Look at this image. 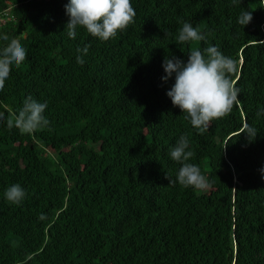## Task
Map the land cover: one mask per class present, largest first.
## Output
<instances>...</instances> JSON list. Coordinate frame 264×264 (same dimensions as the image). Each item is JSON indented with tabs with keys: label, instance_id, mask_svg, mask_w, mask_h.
Returning a JSON list of instances; mask_svg holds the SVG:
<instances>
[{
	"label": "trees",
	"instance_id": "obj_1",
	"mask_svg": "<svg viewBox=\"0 0 264 264\" xmlns=\"http://www.w3.org/2000/svg\"><path fill=\"white\" fill-rule=\"evenodd\" d=\"M67 2L0 0V49L27 52L0 86V264H264V0H132L108 41L69 38ZM184 22L205 40L177 44ZM208 45L237 62L240 103L201 133L166 95L162 62ZM29 96L49 123L8 128ZM183 134L206 189L170 183Z\"/></svg>",
	"mask_w": 264,
	"mask_h": 264
},
{
	"label": "clouds",
	"instance_id": "obj_2",
	"mask_svg": "<svg viewBox=\"0 0 264 264\" xmlns=\"http://www.w3.org/2000/svg\"><path fill=\"white\" fill-rule=\"evenodd\" d=\"M68 21L65 25L67 36L75 39L77 28H84L91 36L101 41L114 38L117 33L133 21L135 10L132 0H68L65 4ZM253 19L252 12L242 10L237 18V24L245 27ZM167 35V34H166ZM7 41V37H0ZM177 44L202 41L205 36L198 28L189 22H184L175 37ZM88 46L77 47L76 63H85L83 56L88 53ZM27 56L26 49L16 40L7 43L0 49V86L9 79L10 73L23 64ZM162 67L166 75L161 79L167 82L174 77V83L167 90L166 95L172 104L178 107L191 126L203 133L208 130L210 122L231 111L233 105L240 103L239 89L232 82L230 74L237 71V62L225 56L215 45H208L203 49H194L188 54L187 60L175 55L165 56ZM46 103H41L31 96L25 98L23 107L15 117V121L8 120L7 127L15 126L22 132L46 126L49 121L44 115ZM264 114L260 109L257 115ZM4 118L0 116V121ZM246 136L251 140L257 136L255 128L247 126ZM170 158L181 167L175 179L170 183H179L184 187L206 189L208 179L201 173L199 166L188 161L193 156L189 150V139L183 134L169 150ZM264 179V167L260 169ZM25 190L20 184H13L4 191V198L12 203H20L25 197ZM40 219H44L41 215Z\"/></svg>",
	"mask_w": 264,
	"mask_h": 264
}]
</instances>
